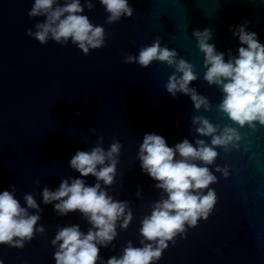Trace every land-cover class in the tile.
<instances>
[{
  "label": "water",
  "instance_id": "1",
  "mask_svg": "<svg viewBox=\"0 0 264 264\" xmlns=\"http://www.w3.org/2000/svg\"><path fill=\"white\" fill-rule=\"evenodd\" d=\"M93 2L95 7H85L82 14L108 35L103 47L85 55L71 41L67 46L52 40L41 44L27 35L43 19L28 16L34 0H0V192L15 185L22 205L24 194H33L43 209L37 227L46 228L22 249L0 245L3 264H55L51 240L57 229L79 224L86 232L90 227L79 211L58 215L53 204L42 203L41 192L45 186L55 190L61 179L79 177L69 161L77 150L96 146L98 137H104L106 150L113 140L123 145L115 183L107 190L115 199L130 201L133 211L128 228L118 227L112 245L100 247L106 261L121 255L129 241L141 246L140 221L161 195L138 160L144 134L162 135L168 146L185 138L194 143L191 120L196 115L239 127L217 111L222 93L204 80V53L192 33L212 29L210 43L227 60L228 50L236 55L240 46L230 28L247 19L248 29L264 44V0H128L133 16L113 24L105 23L108 13L99 0ZM157 36L162 47L175 48L195 65L198 79L190 86L210 100L211 111L196 110L189 96L166 91L174 71L166 63L155 60L144 68L123 62L124 54L138 55ZM239 131V149L218 148L215 164L209 166L218 178L209 186L218 197L212 213L188 228L185 238L177 236L175 245L169 242L154 264H264V126L257 123L253 131L246 125ZM216 164H227L230 175L215 172ZM83 179L96 183L91 175Z\"/></svg>",
  "mask_w": 264,
  "mask_h": 264
},
{
  "label": "clouds",
  "instance_id": "2",
  "mask_svg": "<svg viewBox=\"0 0 264 264\" xmlns=\"http://www.w3.org/2000/svg\"><path fill=\"white\" fill-rule=\"evenodd\" d=\"M99 2L108 13L107 24L118 22L122 17H132L135 12L128 0ZM85 7L91 11L95 7L93 0H84L83 4L81 0H63V3L60 0H34L28 16L43 19L36 21L35 30L28 28L27 35L41 44L52 40L67 46L71 41L87 55L91 50L103 47L108 34L102 25L93 24L82 14ZM250 23L245 19L230 28L240 46L236 55L228 50L227 60L225 53L217 51L215 44L210 43L214 37L212 29L192 33L198 49L204 53L206 70L203 78L222 93L217 111L226 114L239 127L213 123L206 116L196 115L191 120L197 134L194 143L185 138L168 146L162 135L144 134L138 160L141 170L155 181L154 187L161 195L151 204L150 215L143 216L140 221L141 246H133L129 241L121 255H113L106 261L100 256V247L107 248L116 239L117 228L127 229L133 220L131 202L115 199L107 190L115 183L117 175L118 157L123 147L118 140H113L106 150L101 146L104 137L100 136L90 150H77L69 167L80 176L61 179L55 190L43 188V204H53V210L60 216L79 211L90 225L86 232L79 224L57 229L51 240L56 249L53 254L55 264H154L162 258L169 242L175 245L177 236L185 238L188 228L196 227L200 219H208L218 200L216 191L209 187L218 181L209 167L215 164L219 155L217 149L222 148L225 152L239 149L243 138L240 128L247 125L255 131L257 123L264 126V44L255 31L248 29ZM155 60L174 69L165 84L171 96L182 93L190 97L196 110H212L210 100L190 86L198 79L195 65L179 56L175 48L162 47L161 37H155L151 45L142 47L138 55L124 54L123 62L147 68ZM202 137H210V141ZM215 172L225 178L230 175L227 164H216ZM89 175L96 178L94 185H88L83 179ZM36 183L39 184V180ZM136 195L142 198V190L138 189ZM23 200L24 205L16 197L15 185L0 192V245L22 249L37 233H45L44 225L37 227L43 209L35 196L26 193ZM0 264H3L2 260Z\"/></svg>",
  "mask_w": 264,
  "mask_h": 264
}]
</instances>
